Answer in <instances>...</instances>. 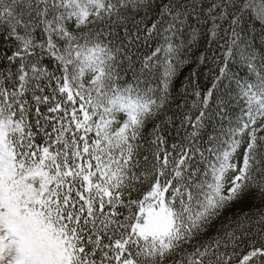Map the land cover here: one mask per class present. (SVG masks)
Wrapping results in <instances>:
<instances>
[{"label": "snow or ice", "instance_id": "1", "mask_svg": "<svg viewBox=\"0 0 264 264\" xmlns=\"http://www.w3.org/2000/svg\"><path fill=\"white\" fill-rule=\"evenodd\" d=\"M0 264H264V0H0Z\"/></svg>", "mask_w": 264, "mask_h": 264}, {"label": "trees", "instance_id": "2", "mask_svg": "<svg viewBox=\"0 0 264 264\" xmlns=\"http://www.w3.org/2000/svg\"><path fill=\"white\" fill-rule=\"evenodd\" d=\"M209 79H210V77H207V76L205 77V80H209Z\"/></svg>", "mask_w": 264, "mask_h": 264}]
</instances>
